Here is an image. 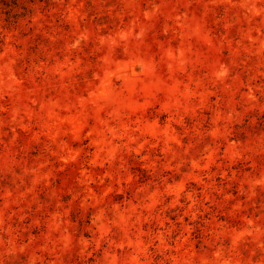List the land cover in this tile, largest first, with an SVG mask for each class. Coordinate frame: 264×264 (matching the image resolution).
I'll return each instance as SVG.
<instances>
[{
	"label": "rangeland",
	"instance_id": "374dc122",
	"mask_svg": "<svg viewBox=\"0 0 264 264\" xmlns=\"http://www.w3.org/2000/svg\"><path fill=\"white\" fill-rule=\"evenodd\" d=\"M0 264H264V0H0Z\"/></svg>",
	"mask_w": 264,
	"mask_h": 264
}]
</instances>
